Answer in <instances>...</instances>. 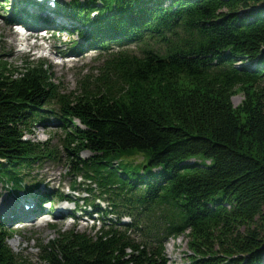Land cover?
<instances>
[{"label": "trees", "instance_id": "trees-1", "mask_svg": "<svg viewBox=\"0 0 264 264\" xmlns=\"http://www.w3.org/2000/svg\"><path fill=\"white\" fill-rule=\"evenodd\" d=\"M9 4L6 23L75 29L84 39L71 50L105 53L95 83L81 80L76 95L60 91L41 59L20 68L0 61L6 196H31L36 207L74 200L100 221L52 224L54 234L37 243L40 264H168L164 239L183 233L184 264H264V0ZM236 88L244 97L233 105ZM52 115L77 198L40 189L32 172L39 160L59 158L49 140L25 136ZM134 152L145 159L138 170L120 159ZM6 224L0 217V264H27L9 246L17 231Z\"/></svg>", "mask_w": 264, "mask_h": 264}, {"label": "rangeland", "instance_id": "rangeland-1", "mask_svg": "<svg viewBox=\"0 0 264 264\" xmlns=\"http://www.w3.org/2000/svg\"><path fill=\"white\" fill-rule=\"evenodd\" d=\"M10 1L12 0H7V2L0 0V61H5L8 67L17 66V68H20L25 65V61L41 59L48 64L49 70L52 71L51 80L59 84L60 91L73 95L80 92L79 83L81 80L84 79L87 83H95L101 71L100 66H102L104 52L98 53L95 48L86 52L85 50H71L73 45H78L84 39L83 34L81 35L75 29L66 30L62 28L61 30H55V32L50 29V32L46 31L45 35H43L40 32H30L26 28L14 27L6 23L4 16L8 14ZM62 22H66V20L63 19ZM83 33L86 38L87 32L84 31ZM87 37L89 40V36ZM119 47L125 46L114 45L113 50ZM126 47L129 52L140 53L139 45L128 43ZM260 83L264 85V79ZM243 97V90L236 88L235 93L231 95L233 105L240 103ZM49 104L51 106L47 107L56 110L57 102ZM62 135L63 130L59 122L55 121L54 115L44 122L35 121L31 131L25 133V136L30 137L32 140H49L48 143L55 145L56 154L59 155V158L39 160V164L36 163L34 165L32 172L36 173V179L40 177L39 179L42 180L40 188L53 189L54 191L59 189L67 194V186L73 178L67 174V159L62 145ZM90 154L88 150L81 152L82 157H87ZM120 159L129 168L136 170L141 169L142 162L145 160L141 152L123 154ZM78 179L81 180L82 178L78 177ZM5 189L0 183V217L4 222L8 220L13 223V220L10 219L14 215L11 214V208L13 203L18 202L19 197L6 196ZM103 199H100L99 204L102 207H106L108 200L106 196ZM26 203V205H24L25 203L23 205L17 204L22 206V209H18L20 212L16 215L18 222L6 225L17 231L16 234L8 239L9 246L13 251L20 253L21 258L27 264H40L37 243L54 234L52 224L62 227L75 225L79 229H89L91 227V222L85 218V214L81 210L75 211V216L73 217L68 216L71 213L70 211L74 209V205H76L73 201L56 200L50 209L44 207L45 209L43 210L45 212L40 215L29 214L28 211L34 203L32 199H29ZM62 205L66 206V208L61 209ZM81 207L80 205L79 209ZM95 215L97 214L95 213ZM122 219H125V217ZM127 219L129 217L126 216ZM92 221H95V225L100 223L97 218ZM163 247L168 264H184L190 251L188 235L183 233L170 236L164 239Z\"/></svg>", "mask_w": 264, "mask_h": 264}, {"label": "bare ground", "instance_id": "bare-ground-1", "mask_svg": "<svg viewBox=\"0 0 264 264\" xmlns=\"http://www.w3.org/2000/svg\"><path fill=\"white\" fill-rule=\"evenodd\" d=\"M19 197H20V196H19ZM14 201H15V200H14ZM10 203H11V202H10ZM15 203H16V202H15ZM31 205H32V204H31ZM6 207H7V206H6ZM17 208L20 209L18 205H17ZM63 208H66V206H63V205H62V206H61V209H63ZM44 212H45V211H44ZM9 214H10V213H9ZM40 214H41V213H40ZM40 214H39V215H40Z\"/></svg>", "mask_w": 264, "mask_h": 264}]
</instances>
